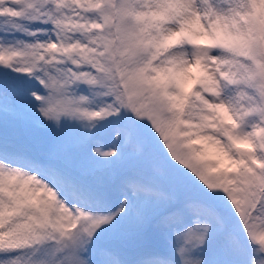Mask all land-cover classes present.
I'll use <instances>...</instances> for the list:
<instances>
[{
  "label": "snow or ice",
  "instance_id": "obj_1",
  "mask_svg": "<svg viewBox=\"0 0 264 264\" xmlns=\"http://www.w3.org/2000/svg\"><path fill=\"white\" fill-rule=\"evenodd\" d=\"M0 264H264V0H0Z\"/></svg>",
  "mask_w": 264,
  "mask_h": 264
},
{
  "label": "rangeland",
  "instance_id": "obj_2",
  "mask_svg": "<svg viewBox=\"0 0 264 264\" xmlns=\"http://www.w3.org/2000/svg\"><path fill=\"white\" fill-rule=\"evenodd\" d=\"M192 71H196V70L193 69ZM186 80L190 83V79L186 78ZM209 151H212V149H209Z\"/></svg>",
  "mask_w": 264,
  "mask_h": 264
}]
</instances>
